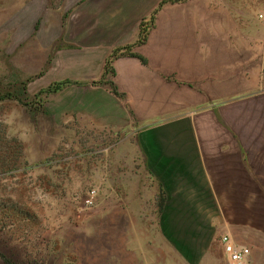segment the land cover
Instances as JSON below:
<instances>
[{
  "label": "rangeland",
  "instance_id": "obj_1",
  "mask_svg": "<svg viewBox=\"0 0 264 264\" xmlns=\"http://www.w3.org/2000/svg\"><path fill=\"white\" fill-rule=\"evenodd\" d=\"M155 4L0 0V96H7L0 98V264H233L218 235L199 221L157 220L159 206L140 190L149 180L127 167L131 125L91 123L96 98L110 87L99 83L102 60L88 51L87 34L122 30L116 41L138 53L143 45L132 32ZM240 6L254 10L257 44L264 0ZM64 80L70 84L42 91ZM259 240L244 264H264Z\"/></svg>",
  "mask_w": 264,
  "mask_h": 264
},
{
  "label": "crops",
  "instance_id": "obj_2",
  "mask_svg": "<svg viewBox=\"0 0 264 264\" xmlns=\"http://www.w3.org/2000/svg\"><path fill=\"white\" fill-rule=\"evenodd\" d=\"M160 1L150 23L141 19V59L116 41L122 30L87 34L88 51L102 60L97 75L115 49L123 52L106 76L123 99L105 86L91 123L131 125L127 167L149 180L140 190L159 206L157 220L199 221L219 238L251 244L253 258L264 242V24L256 44L254 10L240 0Z\"/></svg>",
  "mask_w": 264,
  "mask_h": 264
},
{
  "label": "trees",
  "instance_id": "obj_3",
  "mask_svg": "<svg viewBox=\"0 0 264 264\" xmlns=\"http://www.w3.org/2000/svg\"><path fill=\"white\" fill-rule=\"evenodd\" d=\"M166 1L173 2L174 0H166ZM166 1H163L160 4H163ZM152 17H153V14L150 16V18L148 20L149 23L151 22ZM147 29H148L147 23L144 21H141L140 25H139V35H138V39L136 41L137 44H142L145 41ZM121 50L122 49H115L112 52V54H110L109 57L106 59L105 65H104V72H103V75L101 77L102 79L99 81V83L101 82L102 84H108V86L110 87V90L113 93H118L117 87L114 85L113 82L107 81L106 76H108V75L114 76L115 75L112 63H113L114 59H116L119 55L123 54V52H120ZM133 55L140 58V56H137L135 54H133ZM94 83H98V82H94ZM67 84H70L69 80L54 82V83L48 85L46 87V89H44L42 91H44L46 94H51V93H54V92L60 90L61 88H63ZM3 97H7V96H0V98H3Z\"/></svg>",
  "mask_w": 264,
  "mask_h": 264
},
{
  "label": "built area",
  "instance_id": "obj_4",
  "mask_svg": "<svg viewBox=\"0 0 264 264\" xmlns=\"http://www.w3.org/2000/svg\"><path fill=\"white\" fill-rule=\"evenodd\" d=\"M95 197V189L89 190L85 196L86 206L92 207L95 204ZM219 243L229 263L244 264L247 262L250 256V249L247 246L235 243L227 234L220 236Z\"/></svg>",
  "mask_w": 264,
  "mask_h": 264
}]
</instances>
